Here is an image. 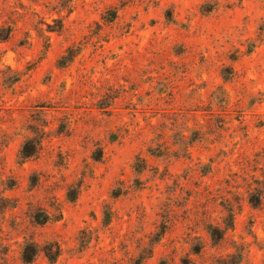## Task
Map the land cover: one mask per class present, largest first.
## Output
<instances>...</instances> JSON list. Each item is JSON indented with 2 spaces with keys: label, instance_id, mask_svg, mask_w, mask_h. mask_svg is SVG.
Here are the masks:
<instances>
[{
  "label": "clouds",
  "instance_id": "clouds-1",
  "mask_svg": "<svg viewBox=\"0 0 264 264\" xmlns=\"http://www.w3.org/2000/svg\"><path fill=\"white\" fill-rule=\"evenodd\" d=\"M0 264H264V0H0Z\"/></svg>",
  "mask_w": 264,
  "mask_h": 264
}]
</instances>
